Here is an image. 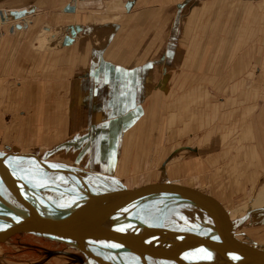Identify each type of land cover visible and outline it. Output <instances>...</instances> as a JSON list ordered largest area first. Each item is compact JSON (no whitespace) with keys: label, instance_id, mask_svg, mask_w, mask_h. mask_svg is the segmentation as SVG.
Here are the masks:
<instances>
[{"label":"rangeland","instance_id":"obj_1","mask_svg":"<svg viewBox=\"0 0 264 264\" xmlns=\"http://www.w3.org/2000/svg\"><path fill=\"white\" fill-rule=\"evenodd\" d=\"M245 1L90 0L75 24L13 13L5 19L1 11L10 10H0V85L21 84L17 98L32 103L30 110H6L5 123L26 115L33 130L22 127L19 138H31L42 159L75 168L93 185L132 187L162 171L178 185L177 174L200 181L226 201L239 233L264 240V0ZM130 12L168 18L149 37L148 22L134 30ZM6 101L8 91L0 94L1 109ZM3 130L1 149L36 152L15 145L11 129L2 138ZM98 132L109 145L105 166L90 153L85 163L49 155L66 137L90 149ZM58 175L66 185L80 182L70 172ZM0 264L95 263L64 242L25 231L0 243Z\"/></svg>","mask_w":264,"mask_h":264},{"label":"water","instance_id":"obj_2","mask_svg":"<svg viewBox=\"0 0 264 264\" xmlns=\"http://www.w3.org/2000/svg\"><path fill=\"white\" fill-rule=\"evenodd\" d=\"M66 9L72 10L74 5L67 4ZM24 12L12 11L15 16ZM28 157H35L38 164L29 163ZM63 172L78 176L82 186L62 183L58 174ZM177 175L182 185L172 183L162 171L159 177L132 187L103 190L92 187L67 164L45 161L30 151L0 148V183L6 193L0 192V215L8 222L0 227V243L29 231L71 243L95 264H148L147 260L157 264H264V247L243 231L239 233L238 218L230 214L217 191ZM48 189L60 191L59 196L49 197ZM97 195L109 204H102ZM158 195L163 197L162 209H156L159 216L149 218L147 201ZM170 196L176 202L171 206L192 205L207 216L167 218L163 212ZM98 214L110 218V236L97 225Z\"/></svg>","mask_w":264,"mask_h":264},{"label":"crops","instance_id":"obj_3","mask_svg":"<svg viewBox=\"0 0 264 264\" xmlns=\"http://www.w3.org/2000/svg\"><path fill=\"white\" fill-rule=\"evenodd\" d=\"M7 1L8 2L6 4H4L3 7L0 5L1 6L0 10L9 9L10 13L12 14V11L19 10V9H25L24 13L19 14V16H21V19L22 18L25 19V17H26V19H28V18L30 19L33 16H36L35 17L36 21L39 20L40 22H43L45 19H54L55 23L68 22L69 24L77 23V21H78L77 18H82V16H83L80 8L82 6H85V4L90 3V0H7ZM243 1H245V0H243ZM67 4L74 5V9H72V10L66 9ZM62 6H63V8H62ZM60 7L63 10H60ZM103 7H105V5ZM131 10H132V8H131ZM103 11H104V14L109 12L107 7H105L103 9ZM168 12H169V10H168ZM130 13H128L129 14L128 20H130L129 23L132 26V28H134V30H136V28L137 29H139V28L144 29L145 28L144 23L148 22L147 23L148 24L147 29L150 30V33H149L150 36L149 37L158 36L156 24L158 25L159 22H161V21L164 22V20L165 19L167 20V18H168V15L164 14V19L161 21H159V20L157 21L155 16L153 18L147 17L146 19H144V18L143 19H136L137 13H131V15H130ZM170 19L171 18H169V20ZM137 21H138V26L134 27V25H132V24H135V22H137ZM139 22H140V25H139ZM165 26H166V23L164 24V28L161 29L163 34H164L165 28L166 27L168 28V24L166 27ZM159 35H161V33ZM133 37H134V35H133ZM12 86H14V85L10 84L8 86L9 88L6 87L7 88L6 90L8 91V101H6V104H5L6 106L4 108H2V109L0 108V128H5L7 130V131H4V130L2 131L1 137L2 138L5 137V139H8V136H6V135L8 134L7 133L8 130L11 129V130H9V132H11V134H12L11 138L12 137L15 138L14 144L15 145L17 144L18 147L20 146V149L22 150L23 148L21 146L23 144L27 145V144L31 143L32 141H30L31 138H29V137H28L29 138L28 140L23 141V139L19 138L18 132L21 131L22 127H26V132H27V130L29 131L32 129L31 128L32 126L29 125L28 120L26 119V115L19 117V116H16V114H12V117L10 118L11 121L7 124L5 123L4 117L6 114V110L11 111L13 113L16 110H21L22 106H25L27 108L28 105H29V110H30L32 107L31 106L32 103H31L30 99H29L30 101L28 100L29 96L27 97V99H26V96L24 97V99L22 97H20V99L17 98V96H18L17 92L19 90H21L20 89L21 84L18 86H14V87H12ZM6 90H5V86L0 85L1 96L6 94V92H7ZM36 107H38V105ZM24 117H25L26 121L23 120ZM7 128H9V129H7ZM3 133H5V134H3ZM126 135H127V133H125L124 136L126 137ZM100 136H101V134L99 132L97 133V135L95 134V136H93L94 139L90 145L91 146L90 149H89V146L87 144V141L84 142L81 140L80 144H77L74 146L73 142L68 140V137L56 140L57 142H54L51 145L57 143V145L55 146V147H57V149H56L57 152L51 153L49 155H51V156L55 155V154H59L62 156L68 155L70 158H76L77 161H80V162L83 161L85 163V162H87L86 161L87 155H88V153H90L91 154V160H93V163H95V165L99 164V166L100 165L105 166L109 163V160H108V158L110 157V155L108 154V146L109 145ZM53 139L54 138H52L51 140H53ZM16 141L18 143H16ZM84 144H86L85 148H83ZM121 145L122 146H121V150H120V155H118L119 161L117 163V167H116L117 169L119 168V165L121 163V155H122L123 145H125V139H123V142ZM30 146H32V145H30ZM32 148L34 149L35 146L34 147L32 146ZM35 151L36 152H34V153H36V155L37 154H38V156L42 155V153L40 151H38V148H35ZM99 168H101V167H99ZM119 173H120V170H116L114 174H116L119 177L118 179H121L120 178L121 175ZM171 182L174 184H177L176 182H174L172 180H171ZM126 186L130 187V185L127 183H126Z\"/></svg>","mask_w":264,"mask_h":264},{"label":"bare ground","instance_id":"obj_4","mask_svg":"<svg viewBox=\"0 0 264 264\" xmlns=\"http://www.w3.org/2000/svg\"><path fill=\"white\" fill-rule=\"evenodd\" d=\"M1 13H2V17H5V19L6 18H8L9 16H11L10 15V11H6L5 13L3 12V11H1ZM5 22V21H4ZM27 161H30L29 159H27ZM30 163V162H29ZM80 174V173H79ZM79 178V177H78ZM80 180V179H79ZM82 180H80V182L78 181V179H77V182H73V184H75V185H81L82 186V182H81ZM116 182V181H115ZM97 183V182H96ZM99 183H101V186L99 185V184H96V185H93L92 187H97V188H103L104 190H111V188H114L115 186H117V187H121V186H126L125 184H123V182L121 183L120 182V184H118V185H113V186H111V187H102V182L100 181ZM74 185V186H75ZM77 185V187H79ZM106 185V184H105ZM84 188V187H83ZM91 190H93V188L91 189ZM45 191V190H44ZM94 191V190H93ZM0 192L1 193H4V194H6L5 192H4V187H3V185H2V183H0ZM45 193H47V194H49V197H52L53 198V196L54 197H58L59 196V194H60V191H58V190H56V189H53V190H51V189H48L47 191H45ZM97 196H99V195H97ZM100 197V201H102V204H109L108 203V201L109 200H105L106 198H103V197H101V196H99ZM158 197V198H157ZM157 197H155V199H153V198H151V199H149L147 202H148V211H147V217H149V218H153V217H155L154 215H153V212L152 211H154V209L153 208H155L156 207V205L157 204H160L161 203V201H159L160 203H157L156 201H158V200H162L163 199V197H161L160 195H158ZM97 199V198H96ZM174 197L173 196H170V201H169V207H168V209L167 210H165L163 213H164V216H167V218H171V219H177V218H180V217H189V218H191V217H200V216H204V217H206V212L205 211H203V209H201V208H196L195 206H190V205H187V204H185V205H176V206H171V203H176L175 201H174ZM104 200V201H103ZM95 205H98V204H96L95 203ZM157 208H160V207H157ZM160 209H162V208H160ZM2 206L0 205V212H2ZM155 213H156V211H154ZM156 218V217H155ZM97 225H99L100 226V229H101V231H103L104 233H107V234H109V236H110V234L111 233H109L110 231L109 230H111L110 229V223H111V220H110V218H105L103 215H101V214H98V218H97ZM8 224V222H6V220H4L3 218H2V216L0 215V227H5L6 225ZM38 235V237L39 236H41V235H39V234H37ZM44 236V235H43ZM45 237H47V236H45ZM49 238V237H48ZM50 239H52V238H50ZM55 239V238H54ZM53 239V240H54ZM56 241H59V242H61V243H63V241H61V240H59V239H56ZM64 243H66V242H64ZM66 244H68V245H70V246H72V247H74V248H76L77 250L79 249L81 252H82V254H84V252L80 249V248H78V247H76L75 245H73V244H71V243H66ZM256 244L257 245H261V246H263L264 247V240H262V241H259V242H256ZM85 255V254H84ZM87 259V258H86ZM126 259V258H125ZM149 263L148 264H157V262L158 261H149V260H147ZM116 263H117V261H115ZM132 262H136V261H132ZM139 262V261H138ZM97 264V263H96ZM99 264H101V263H99ZM103 264V263H102ZM136 264H139V263H136ZM144 264V263H143Z\"/></svg>","mask_w":264,"mask_h":264}]
</instances>
